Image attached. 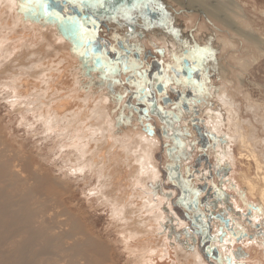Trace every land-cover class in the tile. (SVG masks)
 Segmentation results:
<instances>
[{"label":"bare ground","instance_id":"6f19581e","mask_svg":"<svg viewBox=\"0 0 264 264\" xmlns=\"http://www.w3.org/2000/svg\"><path fill=\"white\" fill-rule=\"evenodd\" d=\"M173 1L182 2L184 9L178 13L172 5L162 6V3V7L172 11L171 20L183 14V18L195 22L194 17L198 14L199 19H205L216 32L223 33V39L216 41L210 29L202 27L201 23L198 25L196 41L209 52L208 57L194 65L188 61L190 66L197 64L196 72L185 71L190 69L185 66L179 68V63L177 67L169 64L174 63V58L180 59L177 55H182L176 49L179 40L164 33L158 23L150 22L141 7L129 12L110 3L79 0L80 4L86 3L82 9L93 18L92 21L114 32L118 26L121 46L129 52L126 66L122 68L119 64L110 65L114 60L102 54L103 46L99 41L94 42L102 50L99 54L89 51L90 44L83 49L86 42L81 38L82 30L75 39L66 33L69 21L65 13L68 11L62 3L72 10L68 0H0V102H6L18 124L29 129L27 133L38 135L49 144L46 157L40 156L43 150L39 148L40 155L33 158L23 147H15L16 142L7 139L0 130V264H115L122 257L124 264H209L200 253L197 236L190 234L188 219L185 220L172 201L174 195L185 198L188 193L181 182L186 180L184 177L182 180L188 166L185 164L193 158L195 145H198L194 142L197 134L193 131L194 126L212 141L213 148L209 151H212L217 168L230 172L227 178L219 172L222 188L235 191L238 197L241 194L244 201V204L240 203V199L238 203L235 195H232L231 204L220 201L221 197L216 195L209 197V205L204 206L202 198L194 201L199 210L202 206L210 208L215 212L212 218L223 220L224 234L232 242L228 247L237 249L232 250L231 258H228L225 246H218L226 239L222 234L223 237L214 240L210 247L211 257L219 264H231L234 260L238 264H264V232H253L249 236L231 225L235 220L232 216L241 218L249 207L252 211L248 220H243V227L264 228V101L253 100L251 94L246 90L240 92L238 87L235 95L242 94L244 107L255 113L253 117H243L239 102L228 92L231 83L225 75L229 61L224 66L225 60L223 64L218 50H211L220 43L219 50L228 52L229 58L245 72L251 62L234 54L238 44L254 41L264 54V37L260 32H248L225 18L224 11L229 5L237 6V12H241V5H245L241 0L238 3L233 0ZM21 4L27 5L28 10L21 8ZM45 4L62 6L66 24L57 16L43 18ZM252 4L257 10L256 2ZM52 9L48 11L51 13ZM260 14L264 18V9ZM210 19L220 22L223 29ZM93 25L97 29V25ZM114 38L118 39V36ZM123 40H127L126 46ZM210 50L213 53L210 54ZM85 52L88 56H84ZM132 53L136 55L134 59ZM153 53L167 57L165 60L169 61L158 68L168 84V87L160 86L162 93L167 91L169 94L166 95L167 103L176 100L172 112L179 116L172 112L166 117L159 116L164 130L158 131V136L165 137L167 145L161 144L156 136L149 138L154 134L149 128L145 131L139 127V115L132 110L130 100L128 106L125 104L126 109H121L124 104L120 94L123 91L118 85L120 80L115 79L120 73L127 75L128 72L127 80L141 87L133 70V61L155 58ZM192 54L197 56V53ZM94 61H98L96 69L93 68ZM153 63H157L155 59ZM162 67L169 69L168 76L164 75ZM182 70L186 75L183 80L171 72ZM243 74L237 75L240 84ZM214 79L218 83H213ZM205 89L212 95L213 104H201L208 96ZM145 90L154 98L149 85L142 91ZM161 148H166L164 170L160 169L156 155ZM49 158L53 159L54 174L43 163ZM204 159L201 156L199 162ZM205 165L201 162V170L193 171L196 177L192 179L198 183L193 192L196 199L209 191V178L205 174L208 167ZM166 173L170 175L169 183L174 182L176 186L164 184ZM80 178L79 183L91 186L90 192L95 194L87 205L90 209L82 210L71 200L72 181ZM95 200L109 213L105 237L114 233L117 236L112 241H106L94 232L89 213ZM173 227L177 229L173 231ZM222 228L218 230V236ZM253 236H261V240L251 238ZM233 242L242 245L243 249L233 246ZM217 255L222 262L218 261Z\"/></svg>","mask_w":264,"mask_h":264},{"label":"rangeland","instance_id":"374dc122","mask_svg":"<svg viewBox=\"0 0 264 264\" xmlns=\"http://www.w3.org/2000/svg\"><path fill=\"white\" fill-rule=\"evenodd\" d=\"M97 1H99L100 3H105V4L110 3L114 7L118 6V9H124V10L129 11V12L133 11L132 9H135L136 7H141L144 10H146V9L149 10L150 12H149L148 18H149L150 22H155L156 24L158 23V25L162 27V30L164 33L169 34L173 38L181 41V47L183 46L182 48L187 49V51L191 50L190 52H192V53H197V56H195V58L193 60L190 59L191 62H197L198 63V62H200L201 59L208 57L209 51L207 52V47L199 45V43L196 41V38H195V37H198L197 28H198V25L200 23L203 25L202 27L210 29V33H213V36H215L216 41H221V39H223L221 37L223 35V33L216 32L212 28V26L209 25L208 22L204 21L205 19L204 20H203V18L199 19L198 14L194 17L196 19L195 22L189 21L188 18L187 19L183 18L184 17L183 14H182V17L180 15H178V17H176V18L174 17L172 19L173 20L172 21L170 18V14H172V11L168 7L164 8L162 6H165L166 4L172 5L174 10H177V12L180 13L181 10L184 9L183 5L181 4L182 3L181 0H179V2H181L180 4L174 2L173 0H97ZM241 1L245 4V5H243V4L241 5L243 7L242 8L243 10L242 9L240 10L241 12L244 11L243 16L241 17L242 14H241V12H239V10L237 12V6L233 5L234 7H231L229 5L227 10L224 11V13L226 15L225 18L228 19V21H231V20L235 21L244 30H247L248 32H254L255 34H257L256 32H260V34H262V36L264 37V18H262L263 16L260 14V10L264 9V0H241ZM246 1L248 3H246ZM69 2L72 3L73 6L75 4H77L76 0L75 1L70 0ZM233 2L238 3L239 0H233ZM252 2H256L257 10H255L254 6H252L253 5ZM162 3H163V5L161 6ZM81 4H82V6H87V5H85L86 3L85 4L81 3ZM137 4H139V5H137ZM121 6H123V7H121ZM88 7H89V5H88ZM119 7H121V8H119ZM80 10L82 11V9H80ZM94 12H95V10L92 11V13H94ZM184 13L187 15L186 12H184ZM45 17H47V16L45 15L43 18H45ZM49 17L52 18V16H49ZM55 17L56 16H54V18ZM57 17L59 19H62V17H60L58 15H57ZM92 19L89 17L87 20H85L82 23H79L77 20H75V18H70L68 21H69V23L70 22L73 23V21H75L76 24H78V26L79 25L82 26L81 30L83 31V36L81 33V38L86 43H87L86 40L94 39V37H96V36L97 37H100L101 35L103 36V33H105V36H103V38L106 40H109L112 48L116 51V59L117 60L112 62V64H110V65L114 66L113 64H116L115 66H118L117 64H119V65H121V67L123 66L122 68H125V66H126L125 63L128 61L129 56L127 57L123 52H121L118 49L117 42L121 41L120 39L122 36V35H119V33H118V31H119V29L117 28L118 26L117 25L115 26L118 39H114L112 36L114 33H111V31L108 33L107 31H109V30H107V29H105L107 31H104V29L101 27L103 25H101V26L97 25V23L92 21ZM210 22H213V24L215 26L222 28L221 23L216 21L215 19H213V20L210 19ZM62 23L65 24L66 22L62 21ZM92 23L93 24L96 23L97 28H98V26H99V28L101 27L102 31L101 30L94 31L91 27ZM186 27H188V29H186ZM250 29H254V30L251 31ZM172 33H174V35ZM193 35H195V36L192 37ZM126 41H124L125 46L128 44ZM253 42L254 41H246L245 40L242 44L243 46L241 45V42L239 44L237 43L238 44V48H237L238 50L236 49L237 51H235V53H234L235 55H238L239 58H241V59L247 58L250 60V62H251L250 68L248 71H245V72L240 69V67L236 64L235 61H233L232 59L229 58L228 52L225 53L223 50L222 51L219 50L218 45L220 43H218V45H215L213 48H211L212 51L218 50L219 54L218 53H216V54L219 55V58H221V62H223V64H224V60H225L224 66H226L227 62L229 61V64L227 65V67H228L227 72L225 75V78H227L228 82L231 83L230 85H228L230 87L228 92H230L232 97H234L236 99L237 103L239 102V105L241 106L240 107L241 111L243 112L241 115L243 117H246V118H248L250 116L253 117V114H255V113H251V112L247 111V109L244 107L243 102H245V101L242 97V94H239V96L235 95L238 87H239V89H241L240 92H244V90H246L249 93V95L251 94L250 97L253 100H257L259 103L261 101H264V97H263L264 96V54L259 50L258 45H256L255 42L254 43ZM82 48L86 50V48H87L86 44ZM89 48H90V46H89ZM199 48H201V49H199ZM211 50H210V54L213 53ZM89 54H91V53H89ZM93 54H95V53H93ZM181 54H182L181 57L179 55H177L180 58L179 68H181V66H183V59L186 60V58H188V59L190 58L188 55H185L183 53H181ZM157 55H155V58H153V57L148 58L147 57L145 60L143 59V60L137 61V62L133 61L132 65H134V67H135V68H133V70H135L137 81L139 80L140 84L142 83L141 87H139L137 85H133L132 83H130V81L127 80V75L129 74L128 72H127V75L120 73L117 76V78L115 77V79L120 80L121 83L118 85L122 86L123 92H121L120 97H121V100L123 101L124 105L122 106L121 109L122 110L126 109L125 104L127 105V101L130 100L133 103L132 110L137 111V115H139L138 120H140V122H141V126H139V127L145 131H146V129L148 130V128H149V130H151L152 133H154V134L150 135L149 138H153L156 136L158 138L159 142H161V144L167 145L168 142H167V140L164 139L165 137L162 138V136L161 137L158 136V131L164 130L163 129L164 123L161 120V118L159 119V116H162V117L169 116L170 114H167V113L174 111V106L177 103L174 100L175 102L174 101L169 102V103H167V105H164L162 103V98H164V95H169V94L167 93V91L165 94L162 93L161 91L158 92L155 86L159 85L158 83H160V81H161L162 84H164L165 86L168 87V84H166L165 78H163L159 81H154L153 78L158 80L159 78H161L162 75L160 76V74H157L156 71H153V73L149 76L145 71V70H147V72H150V69H148V67H149L150 63L153 62L154 59L156 62L158 60L163 65L168 64L169 61L166 62L165 59L163 60L160 58L161 56L157 57ZM223 56L225 58H223ZM122 63H124V64H122ZM169 64L171 65L172 63L169 62ZM176 64H177V62H175V67H176ZM192 67L196 71L197 64L195 66H192ZM162 69H163L164 75L168 76L169 69H167V70L165 68H162ZM233 70H235V71H233ZM202 71L203 70H201V73L204 72V71L203 72ZM172 73H173V71H172ZM239 73H242V74L245 73L242 76V80H241L242 83L241 84H240V82H238L240 77L238 78L237 75ZM140 77H142V79H140ZM205 77H206V74H205ZM143 82H145L149 85L151 92L154 94V98H152L150 96V93L148 92V90L142 91L143 88H145V87L147 88V86H148L146 84L143 85ZM197 83H198L197 85H199V82H197ZM213 83H218V82L216 81V79H214ZM261 87H262V89H260ZM166 90H168V89H166ZM206 90L207 89H205V91ZM116 92H118V91H116ZM206 92L207 93L205 95H208V96H206L207 99H205L203 97L204 100L201 102V104H203L204 102H206L208 104H210V103L213 104L214 99H212V95L209 93V91H206ZM136 96L140 99L138 100ZM152 100L154 101V103ZM137 105L142 106L141 109H142L144 114L140 112V109H139L140 106H137ZM262 108H264V105L262 106ZM155 113H157L158 115ZM172 114L179 118V116L177 114H175L173 112H172ZM201 124L199 126H201ZM0 130H1V133L4 134L7 139L14 140V142H16L15 147H17V145H18V147L19 146L23 147L29 154L32 155L33 158L37 157V155L39 154V148H41L43 150V153H41V155L39 154L40 156L46 157V155L48 154L49 144H47L45 141L41 140L40 136H38V135L33 136L31 132L27 133L29 131V129L24 128L23 126H20L18 124L16 118H14L12 112L6 106L5 101L0 102ZM195 130H197V129H195ZM193 131H194V129H193ZM155 132H156V134H155ZM195 132H197V131H195ZM205 143H206V146H201V145L196 146L195 145V149L196 148L197 149L194 152L193 158H190L191 160L185 164V166H187V165L188 166L186 167V169H184L185 171L182 174V180H183V177L186 180H185V182L182 181L181 185L184 187V189L187 190L188 193L186 194L185 198H182L181 196H178L176 198L174 195V197L172 198V201L174 203V206L177 205L179 210L182 211L185 220L188 219L187 220L189 223L188 226L192 230V233H190V234H192V235L194 234L195 236H197L196 243L199 242L198 246L200 247L199 248L200 253L202 254L205 261L209 264H213V263L219 264V262H217V260L215 258L211 257L210 247L214 244V240H216L218 238L217 233H218V230H220V228H222L223 220L221 221V219H219V218L218 219L212 218L213 215L215 214V212H213L214 210H212L210 208L207 209L204 206H205V204L209 205V203H210L209 201H211V199L209 197L210 196L213 197L214 195H216V197H221L220 201L224 200L225 203L228 202L231 204V202L233 200L232 195L236 196V194H234L235 191H233V190L231 191L227 187H225L226 189L224 190V188H222V184L220 183V179H219L216 171H214V170L211 171L212 167H214L216 165L214 163L215 158H213V156L211 155L212 151H209L211 146H213V143L211 140H208V142L206 141ZM165 149L166 148H161L160 150H158V152L156 154V155H158L157 161H158V163L161 164L160 169H163V170H164V167H163V164H164L163 157L164 156L163 155L166 153ZM203 155H205L207 160L204 159L205 161H201V162L209 163V165H207V164L205 165L206 167H208L207 170L210 171L208 173L206 170V173H205L207 178H209L207 181V183L209 184V187H208L209 191L205 192L204 194L202 193L201 195H199V198L196 199L195 193H193V192H194V190L196 191L195 188L198 185V183L196 181H194V179H192V178L196 177L193 171L194 170H199V171L201 170L202 167L200 166L201 162H199V160H200L201 156L203 157ZM194 159H195V161H194ZM43 163L46 166H48L50 173H53V171L55 170L54 167L52 166L53 159L49 158L48 160H45ZM189 165H190V167H189ZM68 169H70V166L68 167ZM224 173L226 175L225 178H227L230 174L229 171L228 172L225 171ZM55 174H58V172H55ZM72 175H75V174H72ZM166 175H167V178L165 179L164 184H166L168 187H171V185L176 186V184L174 182H171L172 184L169 183L168 179H169L170 175H168L167 173H166ZM80 181H81V178H80V180L74 179L72 181V183L74 185V191L72 192V190H71V193H72L71 200L77 206L82 207V210L90 209L87 205L89 204L90 198H94L95 194H94V192L93 193L90 192V190H92L91 186H88V185L84 186L81 183H79ZM185 183H186V185H185ZM90 193H92V194H90ZM203 195H205V196L203 197ZM241 196L242 195L240 194V197ZM240 197L236 196V199H239L238 203L240 202V199H241ZM204 198H205V200H204ZM198 199H201L202 204L204 205L201 207L202 209H200V210L196 207V204H194V201H196ZM179 201H180V203H179ZM213 201H214V199H213ZM243 202H244L243 199H241L240 203H243ZM99 204H100L99 201L95 200L93 205H92L93 209L89 213V217L91 218V222H93V226L95 228L94 232L96 234L100 235L101 237H103L104 240L112 241V239L115 238L117 235L112 233V235H110V236L107 235L109 238L105 237L106 236L105 231L108 229L107 228L108 227L107 221H108L109 213H106V208L99 206ZM211 204H212V202H211ZM246 211H248V212L246 213ZM251 211H252V209L248 207L244 211V214L241 217L242 219L240 217H238L237 215H233L232 218H234L235 220L233 221V223H231V225L234 224V226L238 227V231H242L243 233H246L249 236H251V234L253 232H260L263 234L264 228L259 230V227L255 228V229H254V227L253 228H250L249 226L247 227V225L245 227H243V220H248V217L251 214ZM192 212H193L195 219L192 218ZM184 213H186V214H184ZM245 213L247 214V216H245ZM171 217L174 218L173 212L171 214ZM203 217H205L207 220H205ZM208 220H210V221H208ZM215 224L217 225L218 228L216 227ZM174 229H177V228L173 227V231H175ZM232 229H234V228H232ZM173 235H176V233L174 232ZM206 236H209L212 239L208 240L206 238ZM251 238H257V240H259V241L261 240L260 239L261 236H258V237L253 236ZM229 239L226 238L225 241L219 242L218 246L224 245L225 246L224 247L225 254L227 255L228 258H231L229 253L232 250L236 251L237 249L236 248L233 249L231 247H228V246H230V243H232L231 240H229ZM200 244H201V246H200ZM234 245L239 246L240 244L233 242V246ZM218 246H217V248H218ZM263 247L264 246H262V248ZM239 248L243 249L242 245L239 246ZM262 256L264 257V250H262ZM218 261L222 262L221 257H218ZM263 263H264V260H263ZM115 264H124L123 257L118 258L116 260ZM231 264H238V261L234 260V261H232Z\"/></svg>","mask_w":264,"mask_h":264},{"label":"flooded vegetation","instance_id":"af4514ba","mask_svg":"<svg viewBox=\"0 0 264 264\" xmlns=\"http://www.w3.org/2000/svg\"><path fill=\"white\" fill-rule=\"evenodd\" d=\"M44 1V0H43ZM47 1V0H46ZM55 1H60V0H55ZM67 1V0H66ZM68 1H70V0H68ZM71 1H75V0H71ZM76 2H77V4H75L74 6L72 5V3H70L71 4V7H72V10L71 9H69L68 10V6L66 5V4H64V2L62 3L64 6L63 7H65L66 8V11H68V12H66L65 13V16H67V19L69 20L70 18H75V20H77L79 23H82V22H84L85 20H87L89 17L86 15V13L83 11V9H82V5L80 4V2H79V0H76ZM140 4V3H139ZM139 4H137V5H139ZM79 5V6H78ZM52 6V7H51ZM50 7L51 8H53L52 10H53V12H57V14H58V16H60V17H62V21H65V19H64V15H63V12H65V11H63V9L61 8L62 6H60V7H57V6H53L52 4L50 5ZM121 7H123V6H121ZM121 7H119V8H121ZM57 9V10H56ZM61 9V10H60ZM80 9H82V11L80 10ZM44 10V9H43ZM76 12H75V11ZM146 12H147V18H148V16H149V10H145ZM60 12V13H59ZM81 13H82V15H81ZM69 14H71V15H69ZM73 15V16H72ZM87 18V19H86ZM149 19V18H148ZM81 21V22H80ZM173 21V20H172ZM61 22V21H60ZM95 22V21H94ZM66 24V23H65ZM69 24H71V22L69 23V22H67V25H69ZM96 24V23H95ZM98 25V24H97ZM77 26H78V24H77ZM80 26V25H79ZM101 26V25H100ZM65 27V26H64ZM91 27H92V29L94 30V31H99V30H101L102 31V28L103 27H105L104 25L103 26H101L100 28H99V26H98V28L96 29V27L93 25V23H92V25H91ZM104 29V28H103ZM104 31H107V30H105L104 29ZM111 31V33H114L112 36H113V38H114V36H117L116 35V32H114V31H112V30H109V31H107L108 33ZM118 33H119V35H121V33L118 31ZM103 36H105V33H103ZM103 36L101 35L100 37H94V39H91V40H86L87 41V43H86V46H87V44H90V48H89V51L91 50V45H92V43H94V42H101V44H102V46H103V48H102V50H103V52H102V54L103 55H106V56H108V57H110V59H112V60H114V61H116L117 59H116V51L112 48V46H111V43H110V41L109 40H106V39H104L103 38ZM98 39V40H97ZM115 39V38H114ZM120 40H122V36H121V39ZM127 42V41H126ZM178 44L180 45H178L177 47H176V49H177V52H180V53H183V54H185V55H188L190 58L188 59V58H186V60H184L183 59V66H185V67H189L190 69H184L185 71H187V72H189V71H191V72H196L194 69H193V67L192 66H190L189 65V60L191 59V60H193L195 57H193V54L190 52V51H187V49H184V48H182L181 47V42H179L178 41ZM97 45V44H96ZM89 46V45H88ZM88 46H87V48H88ZM117 46H118V49L121 51V52H123L126 56H128L129 55V52H128V49H124L122 46H121V41H118L117 42ZM158 47L160 48V49H162V50H165L164 49V47L163 46H161V45H158ZM86 48V49H87ZM98 48L100 49V46L98 45ZM123 48V49H122ZM168 48H170V50H172L171 48H172V46H170V45H168ZM179 49V50H178ZM102 50H100V51H102ZM126 50V51H125ZM130 52H131V50H129ZM147 51H148V49H146L145 50V52H143V54L144 53H147ZM176 52V53H177ZM86 53V52H85ZM191 53V54H190ZM139 54H141L140 52H139ZM154 54V53H153ZM132 55H133V59L136 57V55H135V53H132ZM145 55V54H144ZM155 55H157V54H155ZM184 55V56H185ZM159 55H157V57H158ZM160 57V56H159ZM161 59H166V58H164V57H160ZM169 58V57H168ZM152 60V59H151ZM190 60V61H191ZM173 61H174V63L171 61L170 63H172L173 65L175 64V62H177V64L179 63V65H180V59H178V58H174L173 59ZM157 62L158 63H153V62H151L150 63V66L148 67V69L150 68V72H147V70H145L146 71V73L150 76L152 73H153V71H156V73L157 74H160V71L158 70V68L160 67V66H162L163 64H161L158 60H157ZM159 64V65H158ZM171 64V65H172ZM195 63L194 62H191V65H194ZM183 66H181V67H183ZM177 67V66H176ZM157 68V69H156ZM163 68V67H162ZM153 69V70H152ZM144 71V72H145ZM159 71V72H158ZM184 71V72H185ZM172 72V71H171ZM174 72V76L176 77V78H181V80H183V78L186 76V75H184V72L183 71H173ZM160 76H161V74H160ZM187 77H189V75L187 76ZM161 79H163V77H161V78H159L158 80H156V79H154L153 78V80L154 81H159V80H161ZM159 85H157V86H155L156 87V89H157V91L158 92H162V89H161V86H160V84H162L161 83V81H160V83H158ZM164 85V84H163ZM165 86V85H164ZM166 87V86H165ZM164 97H166V95H164ZM176 99V98H175ZM169 101V99H167V98H162V103L164 104V105H167V102ZM176 101V100H175ZM194 125V124H193ZM196 125V124H195ZM197 127V126H196ZM195 126H194V128L195 129H197V130H195V131H197L196 133V138L194 139V142H197V144L198 145H201V146H206V140H207V142H208V138H206V136L204 135V134H202L201 133V130H199V127H197L196 128ZM200 135V136H199ZM199 136V137H198ZM204 136V137H203ZM211 148H213V147H211ZM203 157L207 160V158L205 157V155H203ZM205 161V160H204ZM207 165H209V163H206ZM218 165L216 164L215 165V167H214V170L216 171V173L218 174V177H220V173H222V175L223 176H226L225 175V171L224 170H219L218 168ZM213 171V170H212ZM220 172V173H219ZM220 179V178H219ZM248 211H246V213H247ZM245 213V216H247V214ZM232 230H235V228L234 229H232ZM224 232H225V229H223L222 228V230H221V234L218 236L220 239H221V237H223L222 236V234H224ZM225 235V238H227L226 237V234H224ZM230 235V234H229ZM221 241H223V240H221ZM220 241V242H221ZM219 257V255H217V258Z\"/></svg>","mask_w":264,"mask_h":264},{"label":"snow or ice","instance_id":"6c2138e0","mask_svg":"<svg viewBox=\"0 0 264 264\" xmlns=\"http://www.w3.org/2000/svg\"><path fill=\"white\" fill-rule=\"evenodd\" d=\"M21 8H23L25 11L28 10L27 5L21 4ZM44 13L48 16H57L58 14L55 12H49L47 4L44 5ZM82 26H77L76 22L73 21V23L66 26L65 31L67 34L70 35L71 38L75 39L76 36L81 32Z\"/></svg>","mask_w":264,"mask_h":264},{"label":"water","instance_id":"95a60500","mask_svg":"<svg viewBox=\"0 0 264 264\" xmlns=\"http://www.w3.org/2000/svg\"><path fill=\"white\" fill-rule=\"evenodd\" d=\"M44 1H45V0H44ZM47 1L51 2V0H47ZM50 8H51V7L48 6V10H49ZM90 52H91V53L96 52V54H99V53H100V49H98V44L96 45L95 43H92ZM84 56H88V52H86V53L84 54ZM97 62H98V61H94V64H93V68H95V69L97 68V67H96Z\"/></svg>","mask_w":264,"mask_h":264}]
</instances>
